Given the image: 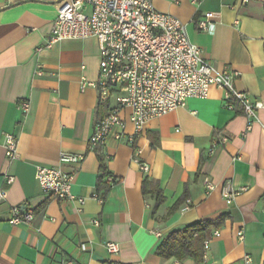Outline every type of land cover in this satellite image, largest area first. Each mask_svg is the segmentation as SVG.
I'll return each instance as SVG.
<instances>
[{
	"label": "crops",
	"instance_id": "obj_1",
	"mask_svg": "<svg viewBox=\"0 0 264 264\" xmlns=\"http://www.w3.org/2000/svg\"><path fill=\"white\" fill-rule=\"evenodd\" d=\"M62 1L0 0V264H197L163 260L156 250L169 233L221 216L200 264H242L245 255L250 264H264V111L247 130L240 105L227 109L224 93L212 87L207 98L148 121L132 146L123 138L89 149L96 123L107 114L97 90L81 87L98 79L99 49L95 38L46 47ZM151 2L184 24L190 43L217 69L239 74L236 91L264 101V0ZM207 15L210 31L198 30ZM22 102L29 104L26 115ZM129 113H121L126 135L133 133ZM7 134L17 140L12 162L5 157ZM63 153L83 160L61 164ZM135 154L147 172L134 163ZM98 157L116 181L102 204L93 198ZM36 167L72 173L71 198L43 193ZM146 180L161 192L157 207L154 196L142 193ZM225 182L238 192L230 204L221 195ZM15 207L31 213L32 222L10 225ZM107 243L119 251L109 254Z\"/></svg>",
	"mask_w": 264,
	"mask_h": 264
},
{
	"label": "built area",
	"instance_id": "obj_2",
	"mask_svg": "<svg viewBox=\"0 0 264 264\" xmlns=\"http://www.w3.org/2000/svg\"><path fill=\"white\" fill-rule=\"evenodd\" d=\"M249 0H242L246 3ZM212 27L209 15L197 22V29L210 31ZM95 38L99 49L98 79L93 86L98 93L99 102L107 105V114L96 123L89 139L88 147L95 150L109 140L120 141L126 138L132 146L145 124L184 107L189 99H205L209 90L215 87L225 95V106L232 110L236 103L240 105L248 121L247 130L256 118V112L264 111V101L251 102L243 92L235 90L233 83L239 74L228 67L217 69L205 58L200 48L190 43L184 24L172 15L157 11L151 0H63L58 6L57 16L51 27L46 47L63 40H85ZM35 75H42L37 71ZM112 103V105H110ZM130 113L128 121L132 125V135H126V121L121 117L124 109ZM23 114L29 111V104L22 102ZM226 138L219 143H225ZM218 143V144H219ZM5 157L9 162L17 159V140L5 135ZM212 152V150L210 151ZM134 155L143 172L146 165L141 164ZM83 157L61 154V164H79ZM73 174L61 168L36 167L35 181L43 193L53 195L60 201L71 198L70 188ZM14 182L12 176L6 177L7 185ZM106 182L112 187L116 181L106 175ZM208 191L213 185L206 183ZM238 192L229 182L223 184L221 195L230 204ZM93 198L103 203L101 193L95 192ZM4 193L0 192V201ZM190 201L186 200L182 210H186ZM10 225L28 224L33 220L29 212L15 207L11 210ZM98 225V222H94ZM214 237L219 232L213 233ZM240 240L243 232L238 233ZM210 239L203 243L204 258L209 249ZM109 254H116L119 247L107 243ZM242 264H250L245 255Z\"/></svg>",
	"mask_w": 264,
	"mask_h": 264
},
{
	"label": "trees",
	"instance_id": "obj_3",
	"mask_svg": "<svg viewBox=\"0 0 264 264\" xmlns=\"http://www.w3.org/2000/svg\"><path fill=\"white\" fill-rule=\"evenodd\" d=\"M99 178L96 186L98 193H102L103 198L111 188L106 182V175H110L106 171L102 159L98 157ZM143 195H151L156 198V205H160L163 201L161 192L156 183L153 181H144L142 184ZM225 220L224 216L215 220H207L188 225L180 230L173 231L160 243L156 253L163 260L175 259L182 261L186 258L193 259L197 264L203 262L204 251L203 243L210 236L213 230L220 229Z\"/></svg>",
	"mask_w": 264,
	"mask_h": 264
}]
</instances>
